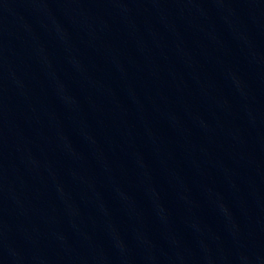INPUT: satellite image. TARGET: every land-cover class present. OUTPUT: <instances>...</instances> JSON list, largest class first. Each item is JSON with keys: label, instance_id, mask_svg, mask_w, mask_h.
Returning a JSON list of instances; mask_svg holds the SVG:
<instances>
[{"label": "water", "instance_id": "water-1", "mask_svg": "<svg viewBox=\"0 0 264 264\" xmlns=\"http://www.w3.org/2000/svg\"><path fill=\"white\" fill-rule=\"evenodd\" d=\"M0 264H264V0H0Z\"/></svg>", "mask_w": 264, "mask_h": 264}]
</instances>
